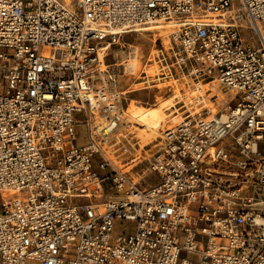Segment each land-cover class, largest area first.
Listing matches in <instances>:
<instances>
[{
  "label": "built area",
  "instance_id": "2783aa9c",
  "mask_svg": "<svg viewBox=\"0 0 264 264\" xmlns=\"http://www.w3.org/2000/svg\"><path fill=\"white\" fill-rule=\"evenodd\" d=\"M153 23L189 96L119 167L108 51ZM0 264H264V0H0Z\"/></svg>",
  "mask_w": 264,
  "mask_h": 264
},
{
  "label": "rangeland",
  "instance_id": "374dc122",
  "mask_svg": "<svg viewBox=\"0 0 264 264\" xmlns=\"http://www.w3.org/2000/svg\"><path fill=\"white\" fill-rule=\"evenodd\" d=\"M236 2H238V0H236ZM157 28L161 29L157 30ZM167 28L168 26L164 24H155L153 26L146 25L138 31L123 33L120 38L109 47L107 63L111 65L110 68L117 75L113 90L122 91L121 93L124 94L122 103L123 106L127 108V116L129 115L128 113L135 111L162 109L164 105L172 103L171 96L174 95L176 89H179L181 93H186L187 95L189 93L188 88L184 85L183 78L181 77L179 80H175V76L171 75L169 67L164 68V74L166 76H162L163 65L162 63H158L157 55L161 53L160 50L163 48V45L166 49L170 47L169 43L168 45L166 44L167 40L170 42ZM247 34L251 33L247 32ZM43 52L49 55L51 49L44 48ZM143 70L147 73V76H144L145 73H142ZM181 96L180 94L179 97L176 98V101ZM178 106L179 104L176 105V108H178ZM167 112L170 113L171 111L169 110ZM129 119L130 124L125 125L126 132L131 133V137H134V139H138L140 146L138 154L143 156L147 150V145L156 143L162 135L163 129L168 124L159 129L160 136L157 139L144 145L138 137V127H140V125L134 120L131 122V118ZM134 155L135 152L133 150L132 154L122 156L120 159H116L115 157L112 158L119 167H122L123 159L127 160ZM144 166L145 164L142 165L141 168H144ZM130 168L131 166H127V169ZM139 172L141 173V171ZM146 175L147 174L142 176L146 179V182L143 181L144 185L154 182ZM138 179H140V177H137V180ZM107 198L108 195L106 194L103 195L102 198L96 200L102 201ZM86 201V199L80 200V202ZM131 226L132 223L130 222L117 223L115 235H117L120 230Z\"/></svg>",
  "mask_w": 264,
  "mask_h": 264
},
{
  "label": "bare ground",
  "instance_id": "6f19581e",
  "mask_svg": "<svg viewBox=\"0 0 264 264\" xmlns=\"http://www.w3.org/2000/svg\"><path fill=\"white\" fill-rule=\"evenodd\" d=\"M153 25L155 24H150V26ZM158 29L161 28H157V30ZM168 43L170 44V42L167 40L166 44L168 45ZM180 94L182 96L179 99L189 96V94L187 95L186 93H181L179 89H176L174 95L171 96L172 103L164 105L162 109L150 111H135L128 113V120H130L129 118H131V122L134 120L140 125V127H138V137L144 145L150 143L152 140H155L160 136L159 129L162 126L166 124L170 125L171 123H176L182 118L183 113L180 112V110L176 109L175 111H173L174 109H172V107L176 104V98L179 97ZM169 110L171 111V113L167 112Z\"/></svg>",
  "mask_w": 264,
  "mask_h": 264
},
{
  "label": "crops",
  "instance_id": "0c3cea01",
  "mask_svg": "<svg viewBox=\"0 0 264 264\" xmlns=\"http://www.w3.org/2000/svg\"><path fill=\"white\" fill-rule=\"evenodd\" d=\"M78 129L80 130V132H83V128L82 127H78ZM81 142H84L83 139H81ZM140 148H135L134 152H135V155H138V151H139Z\"/></svg>",
  "mask_w": 264,
  "mask_h": 264
}]
</instances>
